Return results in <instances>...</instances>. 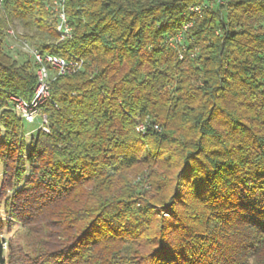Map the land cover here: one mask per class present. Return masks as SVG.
<instances>
[{
	"label": "trees",
	"instance_id": "obj_1",
	"mask_svg": "<svg viewBox=\"0 0 264 264\" xmlns=\"http://www.w3.org/2000/svg\"><path fill=\"white\" fill-rule=\"evenodd\" d=\"M50 1L0 0V40L16 22L83 61L28 141L15 98L32 102L38 66L0 48V264H264V0L202 17L204 0H66L61 43ZM192 20L202 49L179 61L166 40ZM167 160L175 192L150 198Z\"/></svg>",
	"mask_w": 264,
	"mask_h": 264
},
{
	"label": "built area",
	"instance_id": "obj_2",
	"mask_svg": "<svg viewBox=\"0 0 264 264\" xmlns=\"http://www.w3.org/2000/svg\"><path fill=\"white\" fill-rule=\"evenodd\" d=\"M214 2L223 4L222 0H204L202 3L194 5L190 8V13L194 16L202 17L206 10L214 7ZM45 9L49 12L55 20L56 32L59 34V40L65 41L73 38V28L71 26L69 16L66 10V0H52L46 4ZM194 21L185 23L182 29L174 36L166 40V45L171 49L179 61L192 60L196 57V53L189 51V33L194 27ZM34 62L39 67L37 71V78L40 83L37 95L31 103H26L21 98H15V107L20 116L33 123L36 120V106L44 103L48 99V74L50 70H59L60 75L74 72L82 67L83 61L77 60L67 61L63 58L55 57L52 55H44L38 49L33 51ZM41 89V91H39ZM50 95V94H49ZM41 100V101H40ZM147 121V120H146ZM148 119L147 123L139 122L137 131L145 134L150 127L158 129L157 126ZM46 131V129H45Z\"/></svg>",
	"mask_w": 264,
	"mask_h": 264
},
{
	"label": "rangeland",
	"instance_id": "obj_3",
	"mask_svg": "<svg viewBox=\"0 0 264 264\" xmlns=\"http://www.w3.org/2000/svg\"><path fill=\"white\" fill-rule=\"evenodd\" d=\"M3 17H4V14L0 13V23L3 19ZM2 24L5 25L4 26L5 27L4 28L5 33H4V36L0 40V41H2V45L0 48L3 49V51L6 54H8L10 56V58H12L15 61H18L17 63L19 65H22V63H24L27 59H30V60H32V62H34L33 51L36 49V47H38L37 43H38L39 39L32 38L33 36L31 34H29L27 31H25L16 22H14L12 24L8 23V22L5 24L4 23H2ZM61 42H63V41L59 40L56 43H61ZM199 47L195 48L193 50V53H196V57L199 55L200 49H202L201 47L200 48ZM175 57H176V55H175ZM38 68H37V71H38ZM37 71H36V76H37ZM59 75L60 74H59L58 69L57 70H50L49 74H48V80H47L45 85L49 87L50 83L52 81H54L55 78ZM39 85H40V83H39L38 78H37V84L35 87L33 100L35 99V96L37 95ZM39 91H41V89ZM49 99H50V95L48 94V99L45 102H48ZM25 102L28 103L27 101H25ZM45 102L44 103L42 102V104L35 107V109H37L35 122L30 123V125L29 124L25 125L24 136L26 137V139L28 141L30 140V138L32 136L36 135V133L39 131V129H43L44 131L46 129L45 132L49 133V129H48V125H47L48 117L43 112L42 109H38L42 105H44ZM148 119L149 118H147V121H148ZM147 121H145V123H147ZM147 144H149L150 146L152 145V143L150 141H148ZM145 151H146V149H145ZM165 162H167L165 164L166 174L163 176V179L166 180V184H163V188L161 190H158V191H152L149 189L150 198L153 195L156 198H160L162 196L169 195V194H172L173 192H175V189H176L175 179H176V176L178 175L179 172L175 169V167H172L170 160L169 161L167 160ZM146 170L147 169L144 168V171H146ZM150 171L151 170H148V174ZM156 171L158 172V174L163 175V173H161L159 170H156ZM139 178L137 179V182H138ZM142 183H143V181H142ZM18 230H20L19 226L16 227L15 231H18Z\"/></svg>",
	"mask_w": 264,
	"mask_h": 264
}]
</instances>
